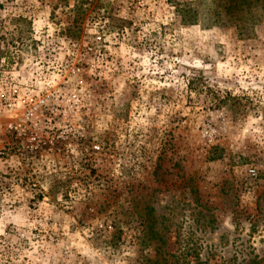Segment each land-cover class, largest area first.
<instances>
[{
	"label": "rangeland",
	"instance_id": "374dc122",
	"mask_svg": "<svg viewBox=\"0 0 264 264\" xmlns=\"http://www.w3.org/2000/svg\"><path fill=\"white\" fill-rule=\"evenodd\" d=\"M226 2L0 0L45 99L0 134V264H264V14Z\"/></svg>",
	"mask_w": 264,
	"mask_h": 264
},
{
	"label": "built area",
	"instance_id": "2783aa9c",
	"mask_svg": "<svg viewBox=\"0 0 264 264\" xmlns=\"http://www.w3.org/2000/svg\"><path fill=\"white\" fill-rule=\"evenodd\" d=\"M14 61L17 62L16 59ZM9 72L6 59L3 58L0 62V134L3 130L21 133L19 128L24 129V123L33 122L34 112L45 103L44 98L39 101L36 97L33 84L15 80L9 76ZM251 171L255 173V170Z\"/></svg>",
	"mask_w": 264,
	"mask_h": 264
},
{
	"label": "trees",
	"instance_id": "16d2710c",
	"mask_svg": "<svg viewBox=\"0 0 264 264\" xmlns=\"http://www.w3.org/2000/svg\"><path fill=\"white\" fill-rule=\"evenodd\" d=\"M224 10L225 15L231 21L230 25L243 32L246 28L245 25L241 24L244 12L251 19L259 21L264 14V0H227Z\"/></svg>",
	"mask_w": 264,
	"mask_h": 264
}]
</instances>
